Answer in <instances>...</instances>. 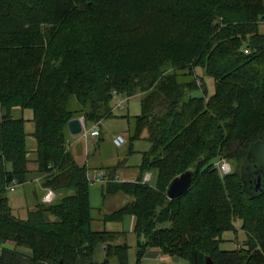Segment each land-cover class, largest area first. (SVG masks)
Returning <instances> with one entry per match:
<instances>
[{"label":"trees","instance_id":"obj_1","mask_svg":"<svg viewBox=\"0 0 264 264\" xmlns=\"http://www.w3.org/2000/svg\"><path fill=\"white\" fill-rule=\"evenodd\" d=\"M262 22L264 0H0V264H127L122 233L90 227L91 181L66 132L70 119L102 121L112 100L134 95L128 152L148 142L139 168L152 177L104 183L102 195L129 197L107 218L134 217L137 258L154 246L188 264H264V179L255 191L241 175L264 142ZM13 107L32 113L33 175ZM219 158L235 170L221 174ZM187 168L188 191L168 200V182ZM31 177L40 192L19 217L8 186ZM45 190L56 197L43 202ZM238 222L244 238L221 248Z\"/></svg>","mask_w":264,"mask_h":264},{"label":"rangeland","instance_id":"obj_2","mask_svg":"<svg viewBox=\"0 0 264 264\" xmlns=\"http://www.w3.org/2000/svg\"><path fill=\"white\" fill-rule=\"evenodd\" d=\"M154 26H156V25H153V27ZM153 31H151L150 34L154 33ZM204 80H205L207 90L210 93L212 91V86H213L212 79L211 78H205ZM199 93H201L200 89H198L196 91V94H199ZM116 101L117 100L111 101L112 109H113L112 110L113 111L112 116H109V117L103 119L101 122L102 132H101V135L99 137H96V138L91 137V136L84 137L81 133L71 134L69 132V130H67V132H66V140H67L66 144L69 145V147H71L69 151H70L71 155L73 156L75 162L78 165L84 166V164H85L86 146L89 148V151L96 149V154H99L100 156L102 155L103 157H106V158H110L111 160L115 159V161H118V160L124 158L126 160L125 162H127V164L132 165L131 166L132 168H135L133 165L138 163V161L140 162L142 152L148 149V147H149L148 142L142 138H139V139L134 140L132 142V144H131L132 151L128 152L130 145L127 143V137H128L129 130L132 128V118L135 115L139 114L141 111L139 96L134 95V96L129 97L124 102V108H122V109L113 108L114 107L113 105L115 104ZM11 114L13 117H20L21 116L20 110L16 107H13L11 109ZM89 124L90 123H87L88 126H89ZM33 129H34V125L32 122H26L25 123V132L27 134L26 135L27 146H29L30 144L35 145L34 138L31 135ZM30 132H31V134H30ZM113 133H119V134L123 135V137L125 138V143L121 147H115L112 144V134ZM74 153L77 154V157L74 156ZM249 154L250 155H252V154L256 155L257 157L260 158V160H261L260 162H263L264 161V142H257L255 144H253L249 150ZM223 162H226L230 165V170L227 173H230L231 171L235 170L236 163L232 159L219 158L215 162V165L218 167ZM244 163H246V162L244 161ZM246 165H249V166L247 167V169L245 168L246 170L245 169L242 170V174H241L242 179L245 182V185H246L245 179L249 178V172L252 170V164L247 163V164H245V166ZM108 167H111V166H105L104 168H108ZM105 173L109 176L112 175V174H109L107 172H105ZM227 173H225V174H227ZM31 175H33V174H31ZM151 175L152 174H150V179L152 177ZM28 188L29 189L34 188L36 191H38L36 183L32 182V181H28L22 185L21 184L17 185L13 191L7 192V197H8L9 203L15 209L22 211L23 209L26 208L25 207V204H27L26 203V201H27L26 189H28ZM101 190H102L101 182H98L95 179L91 180L90 185H89V203H90V206L92 208V211L99 210L100 208H107V204L105 203V201L103 199L104 197L101 194ZM41 195L43 196L44 193H41ZM42 196H41V198H42ZM23 214H24V211H23ZM126 218H127V215L124 216L125 222L127 220ZM236 226H237L236 232L225 231L223 233L222 236L224 238V241L220 245L221 248H223V249L235 248L240 243V241L244 238V233L239 227V222L236 224ZM125 242L129 246L128 254H127V264H152L150 261L145 260V258L143 257L144 253L142 254L140 259L137 258V252L138 251L136 252L134 236L132 234L127 233ZM148 248H150V246L147 247L145 249V251H147ZM172 258L174 260L173 264H188L187 261L184 259H181V258H178L175 256H172ZM112 264H116V263L114 262Z\"/></svg>","mask_w":264,"mask_h":264},{"label":"crops","instance_id":"obj_3","mask_svg":"<svg viewBox=\"0 0 264 264\" xmlns=\"http://www.w3.org/2000/svg\"><path fill=\"white\" fill-rule=\"evenodd\" d=\"M18 108V107H16ZM20 114L21 118L25 119L24 122V130H25V123L26 122H32L31 117L32 113L29 109H20ZM18 118V117H15ZM102 122V121H101ZM33 123V122H32ZM34 125V123H33ZM34 131V129H33ZM32 131V133H33ZM101 132H102V127H101ZM26 133V132H25ZM31 134V132H30ZM116 134L113 133L112 136ZM27 135V134H26ZM33 137V134H31ZM27 138V137H26ZM34 138V137H33ZM35 141V139H34ZM36 144V143H35ZM113 144V143H112ZM27 145V141H26ZM67 150L69 151L71 147L69 145L66 146ZM28 150L30 152L28 153V157L30 158L31 162L28 164L29 170L34 173V170L36 169V165L33 162V159L35 158L34 152L32 150L35 149V145H29L27 146ZM70 152V151H69ZM86 153V161L84 166L86 167V172L93 173L94 170H103L109 174L112 175H117L118 176V181H135L139 177L144 174H141L140 172V163L142 160V154H141V160L140 162L136 163L133 165L135 168H132L130 164H127L125 162L126 160L124 158L115 161L111 160L110 158L103 157L102 155L100 156L99 154H96V149L89 151V148L86 146L85 149ZM74 156L77 157V154L74 153ZM105 166H111L115 168H104ZM37 184L36 180L37 178L31 177L29 181H33ZM28 182V181H27ZM26 183V182H25ZM22 185V184H21ZM102 188H104V183H101ZM38 190V189H37ZM36 190L34 188L32 189H26V203L25 204V209L17 210L15 209L10 203V206L15 214H17L19 217H24L26 210L29 208H32V206L35 203V195H36ZM37 192H40L39 190ZM102 194V190H101ZM104 198L105 203L107 204V208H100L99 210L92 211L91 208V221H90V227L93 231H101V230H107V231H114L118 233H122L121 236L117 239V242H125L126 241V236L127 233H130L134 236V242H135V247H136V252L138 251V247L136 245V240L137 237L135 233L133 232V227H134V217L131 215H127V220L125 222L124 216L123 215L121 218L117 219H111L107 218V216L112 212L115 211L116 209L120 208L122 205H124L128 201V197L120 192H110L105 195H102ZM56 197V194L54 193V198ZM9 201V200H8ZM24 211V214H23ZM23 214V215H22ZM124 224V225H123ZM2 246L7 247L9 249H15L16 246L12 241H5ZM101 257V256H100ZM143 257L145 260L150 261L152 264H160L161 261L165 260L169 264H173V258L170 256L163 255L158 247L150 246V248L147 249V251L144 252Z\"/></svg>","mask_w":264,"mask_h":264},{"label":"water","instance_id":"obj_4","mask_svg":"<svg viewBox=\"0 0 264 264\" xmlns=\"http://www.w3.org/2000/svg\"><path fill=\"white\" fill-rule=\"evenodd\" d=\"M67 128L71 134H78L81 130V124H80V117H75L70 119L67 122ZM247 155V158L245 160L246 163H243L241 167V173L242 170L249 165H246L247 163L252 164V170L249 173V178H247V182L250 187H253V189L256 191L261 188L262 180L264 179V161L260 162V158L256 155L252 154ZM262 166V167H261ZM245 169V170H246ZM193 170L192 168H187L183 172L175 175L167 184L165 188V194L168 198V200L175 199L176 197L184 194L188 191L191 177H192ZM253 175L255 176L253 179ZM160 264H169L165 260L161 261ZM204 264H215L212 259L209 256L205 257Z\"/></svg>","mask_w":264,"mask_h":264},{"label":"built area","instance_id":"obj_5","mask_svg":"<svg viewBox=\"0 0 264 264\" xmlns=\"http://www.w3.org/2000/svg\"><path fill=\"white\" fill-rule=\"evenodd\" d=\"M264 24V22H262ZM117 101L114 104L113 108L122 109L124 108V102L127 100V98L119 97L116 99ZM80 124H81V130L79 133H81L84 137H99L101 135V121L91 122L89 126L84 120L83 116H80ZM112 143L115 147H121L125 143V138L123 135L116 133L112 136ZM219 171L221 174H225L230 170V165L226 162L221 163L219 166ZM87 178L91 181L93 179L97 180L101 183H108L113 181H118L117 175H107L102 170H94L93 173L86 172ZM150 179V173H145L143 176V181H148ZM18 184L16 182H12L8 186L9 191H13L15 187ZM42 201L44 202H50L54 199V193L51 190H45L44 195L42 196Z\"/></svg>","mask_w":264,"mask_h":264}]
</instances>
